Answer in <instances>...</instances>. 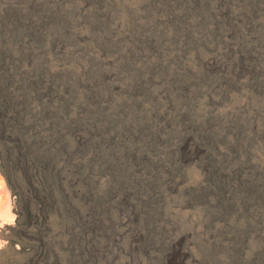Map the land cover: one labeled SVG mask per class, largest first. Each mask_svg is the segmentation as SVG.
<instances>
[{
  "label": "trees",
  "instance_id": "1",
  "mask_svg": "<svg viewBox=\"0 0 264 264\" xmlns=\"http://www.w3.org/2000/svg\"><path fill=\"white\" fill-rule=\"evenodd\" d=\"M225 1L232 8L220 18L216 0H139L126 34L113 38L110 0H0V173L14 214L1 230L0 264H95L101 220L113 222L108 211L116 221L127 195L154 204L161 181L172 187L182 175L184 136L206 151L202 184L188 198L223 223L225 241L211 244L206 260L216 262L219 251L226 264H264V236L243 257L254 225L230 221L264 208V166L247 162L250 142L264 132L251 122L218 127L192 116L195 97L218 80L206 59L230 27L254 65L251 91L264 93V0ZM81 23L94 54L77 73H49L45 59L78 41ZM107 57L115 59L112 83L103 80ZM248 168L255 171L244 177Z\"/></svg>",
  "mask_w": 264,
  "mask_h": 264
},
{
  "label": "rangeland",
  "instance_id": "2",
  "mask_svg": "<svg viewBox=\"0 0 264 264\" xmlns=\"http://www.w3.org/2000/svg\"><path fill=\"white\" fill-rule=\"evenodd\" d=\"M110 1L114 18L113 38H116L118 35L126 34L125 27L129 23L131 14H138L141 6L139 0ZM216 1V14L220 18L227 17L228 9L232 8L230 2ZM88 6L84 5L82 9ZM80 7L81 4L78 5V8ZM261 31L264 40V22ZM77 37L78 41L66 44L61 48L60 53L45 59L49 73L53 75H60L62 72L77 73L80 64L84 63L89 54H94L93 49L90 48L91 40L88 39L90 34L82 23L78 28ZM241 37L237 39L231 27L221 33V47L213 56L206 59L207 66L211 68L210 72L215 74L218 80L203 88L195 97L192 116L197 123L205 122L210 126L218 127L223 126L227 120L251 122L258 133H263L264 93L257 94L251 91L249 84L256 74L252 76L253 73L250 71V66L254 67L251 61H244L246 51L240 48ZM247 37L245 35V38ZM163 42L166 45L164 40ZM261 50L264 52V48ZM153 58L151 56L146 59V63L150 64ZM114 61L112 57L103 60L104 66L109 69L103 79L107 83H112L115 76L112 67ZM259 76L263 78L262 74ZM153 86L157 94L161 95L159 85L153 83ZM164 116L166 118V114ZM178 145L182 175L176 178L172 187L167 186L166 178L161 181L160 196L154 204L145 201L143 194L135 199V203L132 202L134 195H127L122 200L125 207L119 212L116 221L113 213L108 211V220L111 222L113 219V222L106 227L107 219H103V222L101 220V229L96 236L101 243V249L95 264H226L223 252L219 251L215 254L216 262L206 260L210 253L208 248H212L211 244L225 241L220 231L223 227L222 221L210 219L206 206L193 200L191 202L188 198L190 189L202 184L205 169L200 163L206 151L198 146L191 136H184ZM247 162L255 169L264 166V135L250 142ZM253 171H255L253 168H248L243 176L251 177ZM263 212L262 207L257 208L253 215L249 210L246 214L233 213L230 217L231 226L237 229L252 223L254 225V229L251 228L246 232L247 239L243 242L241 250L243 257L253 255L260 246L264 236V222L261 220ZM13 221L12 196L0 173V248L5 244V235H7L1 230L5 225H11ZM112 229V233L108 232Z\"/></svg>",
  "mask_w": 264,
  "mask_h": 264
}]
</instances>
